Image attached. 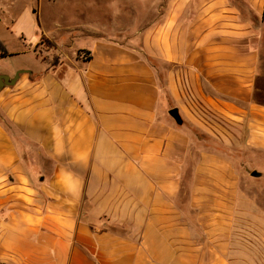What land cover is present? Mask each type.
<instances>
[{
    "label": "crops",
    "instance_id": "0c3cea01",
    "mask_svg": "<svg viewBox=\"0 0 264 264\" xmlns=\"http://www.w3.org/2000/svg\"><path fill=\"white\" fill-rule=\"evenodd\" d=\"M81 29L0 92V264H264V0Z\"/></svg>",
    "mask_w": 264,
    "mask_h": 264
},
{
    "label": "rangeland",
    "instance_id": "374dc122",
    "mask_svg": "<svg viewBox=\"0 0 264 264\" xmlns=\"http://www.w3.org/2000/svg\"><path fill=\"white\" fill-rule=\"evenodd\" d=\"M165 4L166 0H0V40L12 55L0 59V68L15 74L35 70L39 66L36 55L51 60L53 64L59 52H56L57 46L68 49L71 36L75 32L79 34L78 28L105 30V35L111 39H133L137 32L159 20ZM80 24L84 26L79 27ZM43 35L36 47V55L29 52L30 45ZM21 36L26 41L21 40ZM78 43L79 48L86 45L80 41ZM178 73L182 80L184 68H178ZM182 87L187 91L183 82ZM180 117L182 123L187 124L185 116ZM211 140L208 137V143ZM248 173L251 174L250 171ZM262 188L264 179L262 184L260 182L259 190ZM261 203L264 206L263 195Z\"/></svg>",
    "mask_w": 264,
    "mask_h": 264
},
{
    "label": "water",
    "instance_id": "95a60500",
    "mask_svg": "<svg viewBox=\"0 0 264 264\" xmlns=\"http://www.w3.org/2000/svg\"><path fill=\"white\" fill-rule=\"evenodd\" d=\"M29 71H19L17 72L14 77L12 78L11 76L9 75H6V74H0V92L5 89L6 87H10V86H14L16 85V83L19 81L20 79V76L22 74H25V73H28ZM173 118L176 120V122L178 124H182V119L178 113V110L174 109L171 111L170 113ZM177 116H179V118H177ZM253 176H256V177H259L260 176V173L258 172H254L252 174Z\"/></svg>",
    "mask_w": 264,
    "mask_h": 264
},
{
    "label": "trees",
    "instance_id": "16d2710c",
    "mask_svg": "<svg viewBox=\"0 0 264 264\" xmlns=\"http://www.w3.org/2000/svg\"><path fill=\"white\" fill-rule=\"evenodd\" d=\"M12 56L11 54H9L5 44L0 40V59L1 58H7ZM177 118H179V116H177Z\"/></svg>",
    "mask_w": 264,
    "mask_h": 264
}]
</instances>
